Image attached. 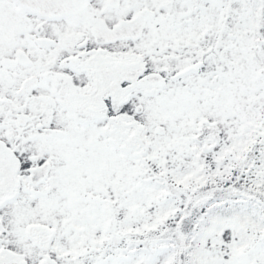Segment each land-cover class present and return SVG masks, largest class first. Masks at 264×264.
<instances>
[{"label":"snow or ice","instance_id":"obj_1","mask_svg":"<svg viewBox=\"0 0 264 264\" xmlns=\"http://www.w3.org/2000/svg\"><path fill=\"white\" fill-rule=\"evenodd\" d=\"M0 264H264V0H0Z\"/></svg>","mask_w":264,"mask_h":264}]
</instances>
